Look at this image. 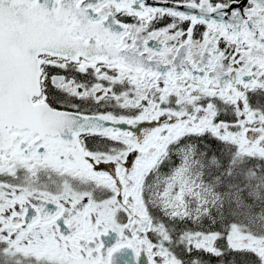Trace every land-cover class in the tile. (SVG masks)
<instances>
[{
    "label": "snow or ice",
    "instance_id": "snow-or-ice-1",
    "mask_svg": "<svg viewBox=\"0 0 264 264\" xmlns=\"http://www.w3.org/2000/svg\"><path fill=\"white\" fill-rule=\"evenodd\" d=\"M0 264H264V0H0Z\"/></svg>",
    "mask_w": 264,
    "mask_h": 264
}]
</instances>
